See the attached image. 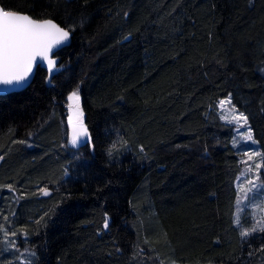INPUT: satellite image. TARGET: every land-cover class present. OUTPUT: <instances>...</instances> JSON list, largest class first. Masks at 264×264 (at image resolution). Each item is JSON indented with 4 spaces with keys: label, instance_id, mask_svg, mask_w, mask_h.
<instances>
[{
    "label": "trees",
    "instance_id": "obj_1",
    "mask_svg": "<svg viewBox=\"0 0 264 264\" xmlns=\"http://www.w3.org/2000/svg\"><path fill=\"white\" fill-rule=\"evenodd\" d=\"M0 6L75 25L50 82L39 67L0 96V225L17 233L0 264H264V231L236 224L242 161L218 107L231 94L264 153V0ZM77 87L91 141L72 149Z\"/></svg>",
    "mask_w": 264,
    "mask_h": 264
},
{
    "label": "snow or ice",
    "instance_id": "obj_2",
    "mask_svg": "<svg viewBox=\"0 0 264 264\" xmlns=\"http://www.w3.org/2000/svg\"><path fill=\"white\" fill-rule=\"evenodd\" d=\"M82 23L83 21H81ZM73 31H75V25L62 27L51 18L36 19L20 11L0 6V85L17 86L25 84L33 72L38 58L41 63L47 62V69L51 73L57 67L56 59L53 58V50L69 41ZM257 70L264 73V67H259ZM67 101H70L68 108L71 110V115L68 117V123L71 125L69 143L74 148L79 147L81 144L90 143L91 133L84 124V114L78 87L67 96ZM218 107L221 109V118L227 124L237 125V132L241 128L245 129L242 134V139L245 142L256 143L251 127L248 125V117L244 113L239 112L235 105L232 104L231 94L225 100H220ZM20 143L26 142L20 141ZM233 143L235 145L236 141L234 140ZM143 150V147H141L140 151L143 152ZM243 154L246 156V160L242 162L247 165V172L255 173L254 179L246 180V185L250 187L241 186L239 189L240 192L245 193L244 198L246 199L247 192H252L253 189L257 188H264V180L260 176V170L264 167V153L244 151ZM258 157L261 158V162H256ZM2 159L3 156L0 155V160ZM249 161L253 163L249 164ZM6 187L10 191H14L12 185H7ZM42 192L45 196L50 194L46 188L42 189ZM237 203H239V200ZM0 219L6 220L7 217H0ZM36 223H39V221H36ZM237 224L239 225V220H237ZM102 227L104 229L109 228L107 213H105ZM257 231H264V221H258L252 227L242 229L240 235L244 238ZM0 233H3L5 243L13 248L16 247V241L10 239V236H16L17 233L15 231L10 232L8 228L0 225ZM22 235L26 237L27 233L22 231ZM261 250H264V248ZM117 251H119L118 248ZM140 252H143V249ZM252 254L249 252L250 256Z\"/></svg>",
    "mask_w": 264,
    "mask_h": 264
},
{
    "label": "rangeland",
    "instance_id": "obj_3",
    "mask_svg": "<svg viewBox=\"0 0 264 264\" xmlns=\"http://www.w3.org/2000/svg\"><path fill=\"white\" fill-rule=\"evenodd\" d=\"M79 95H80V92H79ZM68 103H70V101H68L67 104ZM232 104H233V102H232ZM219 112L221 115V109L220 108H219ZM239 112H241V111H239ZM65 114H66V124H67V128H68L67 134H66V147L76 149L77 147L74 148L69 143L70 137H71V125L68 123V117L71 115V110L68 107H67V112ZM248 125L250 126L249 120H248ZM231 126L235 130L234 140L236 141V144L234 146H235L236 150L238 151V153L240 154L241 161L246 160V156H244V154H243L244 151H259L262 153L260 146L258 145L257 141L254 138L253 132H252V135H253L254 141H256V143H253L251 141L245 142L242 139V134H243L245 129L241 128L240 131L237 132L236 128L238 126L237 125H231ZM251 131H252V129H251ZM256 162H261V158L258 157ZM248 163L251 164L253 162L249 161ZM254 176H255V173L254 172L248 173L247 172V165L242 162V173H241V175L237 181L239 203H237V212H236V224H237V220H239V225L237 224V226L241 230L244 228L252 227L258 221H264V188H257V189H253L252 192H247V198L246 199L244 198L245 193L240 192V190H239L241 186L250 187V186L246 185V180L247 179H254ZM260 176H261V179L264 180V167H262L260 170ZM245 217H247V219H249V218L251 219L250 222L252 225L248 226V225L244 224L245 223L244 222ZM258 232H260V231L252 233L251 235H254ZM251 235H249V236H251ZM249 236H247V237H249ZM247 237H244V238H247ZM10 239L14 240V237L10 236ZM5 248L7 250H10L11 246L8 245L7 243H5ZM25 259H28V257L26 256Z\"/></svg>",
    "mask_w": 264,
    "mask_h": 264
},
{
    "label": "water",
    "instance_id": "obj_4",
    "mask_svg": "<svg viewBox=\"0 0 264 264\" xmlns=\"http://www.w3.org/2000/svg\"><path fill=\"white\" fill-rule=\"evenodd\" d=\"M72 39H73V36H72V33H71L69 41H67L64 45L58 46L56 49L53 50V58L56 59L57 67L55 69H53L51 73H49L50 74V77L48 79L49 82L52 80L53 76L58 71L59 60L56 57L57 53L59 51L65 49V48H67V47H70V45L72 44ZM39 67H43L44 69H46L48 71L47 62L44 61L43 63H41V61L38 58L37 59V63L34 66L33 72L29 76L28 81L25 84H23V85H17V86H3V85H0V96H5V95L11 94V93L21 92V91H24V90L28 89L33 84Z\"/></svg>",
    "mask_w": 264,
    "mask_h": 264
}]
</instances>
